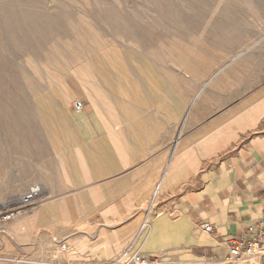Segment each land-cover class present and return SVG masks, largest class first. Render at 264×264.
Masks as SVG:
<instances>
[{
    "label": "crops",
    "instance_id": "1",
    "mask_svg": "<svg viewBox=\"0 0 264 264\" xmlns=\"http://www.w3.org/2000/svg\"><path fill=\"white\" fill-rule=\"evenodd\" d=\"M115 72H97L100 80L82 87L63 149L40 167L42 195L13 221L21 257L112 264L138 251L167 262L223 259L264 221L262 80L240 99L232 91L233 112L221 122L200 123L198 82L184 106L181 70Z\"/></svg>",
    "mask_w": 264,
    "mask_h": 264
},
{
    "label": "rangeland",
    "instance_id": "2",
    "mask_svg": "<svg viewBox=\"0 0 264 264\" xmlns=\"http://www.w3.org/2000/svg\"><path fill=\"white\" fill-rule=\"evenodd\" d=\"M139 70H181L184 106L196 80L200 123L221 122L232 91L240 99L251 82L264 84V0H0V264H33L13 221L42 195L40 167L63 149L82 87L97 72ZM68 95L62 116L57 101ZM33 186L39 195L21 203Z\"/></svg>",
    "mask_w": 264,
    "mask_h": 264
},
{
    "label": "built area",
    "instance_id": "3",
    "mask_svg": "<svg viewBox=\"0 0 264 264\" xmlns=\"http://www.w3.org/2000/svg\"><path fill=\"white\" fill-rule=\"evenodd\" d=\"M73 107L75 110L79 111L82 109V103L80 101H75ZM39 191L40 190L38 186L31 187L28 193H26L22 197V203H30L31 201H33L37 197V195H39ZM16 211H19V209L10 211L9 213H7V215H4L3 218H9L13 214H15ZM147 228L148 223L144 222L142 223L140 230L143 231ZM203 229L207 232H210L213 229V225L206 223L203 225ZM263 241L264 221L256 225L255 231L252 233V237L250 239L245 241L240 239L239 241H235L230 244L226 256L222 261L215 264H251L254 257L258 255H264ZM61 247L62 249H65L64 244H62ZM115 261L112 264H114ZM121 264H166V262L160 260L158 257H146L140 254L138 251H133Z\"/></svg>",
    "mask_w": 264,
    "mask_h": 264
},
{
    "label": "bare ground",
    "instance_id": "4",
    "mask_svg": "<svg viewBox=\"0 0 264 264\" xmlns=\"http://www.w3.org/2000/svg\"><path fill=\"white\" fill-rule=\"evenodd\" d=\"M112 70V69H111ZM149 86H152V85H149ZM126 88H127V86H126ZM71 96H69L68 95V97H66V96H63V97H60L59 96V98H58V103H59V106H60V110H61V112H62V116L64 115L63 114V112H64V110H65V107H66V103H67V101H68V99L70 98ZM49 114L50 113H48V112H45V114H43V116L44 115H46V117L45 118H48V116H49ZM51 117V116H50ZM22 199V198H21ZM19 200V199H18ZM20 202V201H19ZM22 203V202H21ZM167 264V263H166Z\"/></svg>",
    "mask_w": 264,
    "mask_h": 264
}]
</instances>
